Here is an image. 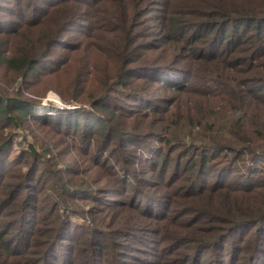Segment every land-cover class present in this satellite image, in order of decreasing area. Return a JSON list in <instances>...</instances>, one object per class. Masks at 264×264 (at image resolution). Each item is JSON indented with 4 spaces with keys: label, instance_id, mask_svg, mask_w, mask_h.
<instances>
[{
    "label": "trees",
    "instance_id": "obj_1",
    "mask_svg": "<svg viewBox=\"0 0 264 264\" xmlns=\"http://www.w3.org/2000/svg\"><path fill=\"white\" fill-rule=\"evenodd\" d=\"M158 1L94 0L99 12L88 14L105 24L97 34L91 25L92 41L59 42L90 3L52 0L39 22L43 34L0 44V150L44 105L42 82L85 58L70 85L51 88L62 99H89L94 130L117 160L124 155L120 173L132 176L117 189L127 198L106 204L121 213L115 221L97 215V206L84 212L87 224L73 227L51 213L45 226H34L24 220L31 186L52 179L29 143L13 157L21 170L11 186L0 181V216L12 215L0 228V264H264V0H161L151 25L142 19ZM86 77L98 87L90 90L95 81ZM167 88L182 97L155 96ZM80 118L68 126L82 129ZM138 173L168 197L143 194ZM146 237L149 258L135 253Z\"/></svg>",
    "mask_w": 264,
    "mask_h": 264
},
{
    "label": "rangeland",
    "instance_id": "obj_2",
    "mask_svg": "<svg viewBox=\"0 0 264 264\" xmlns=\"http://www.w3.org/2000/svg\"><path fill=\"white\" fill-rule=\"evenodd\" d=\"M52 0H5L0 2V44L6 46L11 44L10 39L15 38L16 43H26V39L29 34L41 35L44 33L45 28L39 23L43 20L44 13L50 9V2ZM90 5L84 8L79 14V20L75 25H65V29L59 33V42H75V41H92L90 39V33L93 31L91 25H94V32L97 34L99 28H101L105 22L99 17H91L93 10L95 13L99 12L98 2L94 0H86ZM158 5L151 8L148 14L142 19L147 20L151 25L156 23L153 19V12L157 11V7H160L161 0L158 1ZM32 11L31 15H25L26 12ZM85 11V12H84ZM90 19V20H89ZM24 20H28L27 23ZM95 20V21H94ZM152 28V27H151ZM88 30V31H87ZM149 33V32H147ZM160 30H154L152 32L153 37H158ZM150 36L145 34L142 40L150 39ZM163 37H161L162 39ZM162 43V42H161ZM181 44V43H180ZM62 51L58 50L52 57L50 63H54L60 56ZM77 53V52H76ZM78 55V54H77ZM79 56V55H78ZM101 57L93 56V60L97 62ZM57 63V62H56ZM102 61L97 63V67H101ZM84 69L85 58L72 61L67 71L63 72L59 79H51L45 83L42 82L41 88H45L46 96L43 97L44 105L42 107H35L32 109L31 114L23 118V123L16 128V134L12 135L11 142L7 147L0 150V181L3 183L12 184V179L15 178V174L20 171L19 164H15L14 156L20 154L26 147H29V143L37 149L41 160L44 165L40 164L38 169H45L47 173L51 175V181L48 176H44L41 181L42 185L31 186L33 192V202L28 208V212L24 215L27 217L24 219L25 223L38 226L44 224L51 217V213L57 214L61 217V221L72 224L76 227L80 223H88L89 216L84 213L89 208L99 206L102 211L97 215L103 216L107 220L113 222L117 217L121 215L117 212L116 215L113 212L112 207L106 205L112 203L116 199L125 200L127 196L123 193H118L122 186L131 184V177L128 174H121L120 171L125 169L124 155H117L122 162L121 167L118 161L111 152L106 150V143L103 141V137L98 136L97 129L94 130V119L91 116V107L87 104L88 100L77 99L72 101L70 99H62L60 95L55 92L51 87H57L62 89L65 84L70 85V76L76 69ZM70 71V73H68ZM183 74L180 72L177 76L183 79ZM53 77V76H52ZM50 77V78H52ZM86 79H91L86 77ZM180 79H177L179 82ZM94 80L95 79H91ZM3 81L0 80V84ZM158 84L157 81L153 82V86ZM161 84V83H159ZM96 87V81L90 83V90H94ZM175 97L180 99L182 94L176 93L173 89H165L163 92H155V96L160 97ZM102 98L101 100H103ZM56 107L57 109H52ZM96 111V109H94ZM97 112V111H96ZM95 112V113H96ZM105 116V114L102 112ZM80 116L79 123L82 129L75 131V127H69L68 121L75 120L77 116ZM50 119H47V118ZM62 122V123H60ZM13 128L10 127L3 131L4 137L8 136L12 132ZM1 132V131H0ZM154 142L157 146L159 143L155 139L148 138ZM160 145V144H159ZM111 146V145H109ZM141 166L140 163L134 165V168ZM143 166V164H142ZM25 167V166H22ZM43 169V170H44ZM136 183L141 184L143 194L156 193L168 197L163 193V190H156L151 187L148 175L144 173H138L136 176ZM39 179V177H36ZM66 180V185L62 182ZM206 180V179H203ZM214 177H209L208 181H213ZM204 182V181H203ZM144 183V184H143ZM37 187V188H35ZM23 187H21V190ZM12 190V189H11ZM139 190V189H135ZM122 191V190H121ZM139 193V191H138ZM155 194V195H156ZM167 199V198H166ZM127 205L134 206L135 202L128 199ZM18 203V201H16ZM161 204V201L158 202ZM19 204V203H18ZM57 206L55 209L54 207ZM75 210L78 213H75ZM160 211L162 213L168 212L169 209L163 206ZM9 215V214H8ZM12 216L11 214L9 215ZM10 217L0 216V228L5 227ZM19 215V219H20ZM65 217L66 219H63ZM5 218L7 222L5 223ZM42 220V221H41ZM264 225V221L260 224ZM15 225L11 228L12 233H16ZM181 227V226H175ZM68 232H71L68 230ZM150 242L149 239H143L141 241L140 250L135 251L136 254L149 258L151 251L148 249L146 242ZM133 243V242H132ZM130 242V244L132 245ZM153 245V244H152ZM62 253H66V248L61 244L59 247ZM125 258L123 261H127Z\"/></svg>",
    "mask_w": 264,
    "mask_h": 264
}]
</instances>
